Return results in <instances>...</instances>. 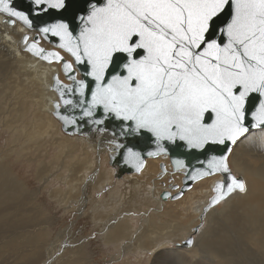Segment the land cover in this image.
<instances>
[{"label": "water", "instance_id": "obj_1", "mask_svg": "<svg viewBox=\"0 0 264 264\" xmlns=\"http://www.w3.org/2000/svg\"><path fill=\"white\" fill-rule=\"evenodd\" d=\"M0 15L32 32L25 51L60 64L53 115L114 144L119 176L165 156L162 173L184 176L163 201L218 173L212 204L242 187L229 156L264 129V0H0Z\"/></svg>", "mask_w": 264, "mask_h": 264}, {"label": "rangeland", "instance_id": "obj_2", "mask_svg": "<svg viewBox=\"0 0 264 264\" xmlns=\"http://www.w3.org/2000/svg\"><path fill=\"white\" fill-rule=\"evenodd\" d=\"M1 64L2 62L0 63V158H3V161H0V165L3 166L5 163L22 181L29 194L23 201L15 202L9 208L0 209V264H25L27 260L21 255L26 250L34 258L33 264H42L47 258V244H50V240L57 239L56 237L59 244L64 243L68 245L67 249L70 248L66 254L64 251L60 253L68 261L60 264H233L221 257L214 258V255L207 254L203 247L220 246L221 243L218 242L222 239L219 233L208 225L209 214L216 208H222L232 194L239 191L246 192L248 190L246 181H243L242 187L231 192L229 197L215 204L210 202V198L215 194L213 191L215 183H212L210 189L212 192L206 207L195 218L196 224L190 229L188 224L194 217H184L177 204L182 201L186 193L194 189L198 182L205 181L213 175L196 182L180 198L166 200L160 205L159 202L163 201L160 200L161 196L160 199L158 197L161 191L169 189L172 183L182 185L184 176L180 172L172 173L170 167L162 173L160 163L166 162L169 165L168 158L166 160L159 157L161 160L158 164V172L150 179V192L139 183L140 175L144 173L146 166L140 173L119 176L117 167L109 164V155L106 154V157L100 155L94 145L93 148L90 146L88 137L80 141L76 140L79 139L77 135L64 133L61 123L53 113L45 114H52L51 116L60 124L64 140L56 132V126L53 129L54 132L41 134L38 122L42 110L37 102L38 98L34 97L35 90L30 85L25 94L19 93V90L16 91L22 85L15 78L16 66L13 63L5 64V67ZM60 74L64 79L62 73ZM45 114L42 119L46 123ZM56 121L53 122L55 125ZM256 131L264 130L258 129L252 132L257 133ZM257 138L255 137L256 140ZM66 139L72 141L67 142ZM258 142L250 141L247 146H241L240 149H243V153L245 152V157L250 158L252 155L262 157L257 161L261 163L264 162V144L262 141ZM230 157L231 170L236 176L241 177L235 171ZM253 159L256 158H251ZM89 160L91 163L88 164L92 166L84 169L88 165L85 163ZM102 172H105V175H101ZM161 176H163L162 179ZM101 178L105 180L100 181ZM169 178L173 180L170 181ZM156 181L158 184L155 186ZM154 189L156 193L152 191ZM170 190L173 193L177 191ZM6 215L12 220L6 222ZM103 215L105 217H100ZM152 216H155L154 220ZM116 221L124 228L130 225L132 237L108 240L105 226L110 222L115 227L118 224ZM152 224L160 228L158 234L155 233V227H152ZM9 228L11 232L7 230ZM38 232L43 233L45 242L41 246V252L35 250L31 253L32 248L27 240L32 234ZM206 233L207 236L204 238ZM156 235H158L156 242L159 243L160 240L161 243L155 244V247L149 248L150 250L144 248V243L150 246L148 236ZM202 237L205 240L199 242L201 248L193 249L196 241L203 239ZM234 244L236 246L232 245V247L235 253L245 258L242 253H239L238 240H234ZM196 249L198 251H195ZM73 251L77 254L75 261L72 262ZM52 261L55 262L56 259ZM258 261H264L262 254ZM236 264H241L240 259Z\"/></svg>", "mask_w": 264, "mask_h": 264}, {"label": "bare ground", "instance_id": "obj_3", "mask_svg": "<svg viewBox=\"0 0 264 264\" xmlns=\"http://www.w3.org/2000/svg\"><path fill=\"white\" fill-rule=\"evenodd\" d=\"M26 35L28 36L27 39L31 40L32 38L31 31L23 27L18 22L13 25L9 24L6 20V17L0 15V63L2 62L1 65L3 66L9 63H13L16 66L17 70H16L15 78L20 83H22L21 87L20 88L18 87L19 89H16V91L19 90V93L25 94L26 90H29L28 86L30 85H32L33 89L35 90L34 97L38 98L37 102L42 110V112L40 111V114H39L40 121L38 122L40 133L43 134V133H48V132L49 133L54 132L53 129L56 126V132H58V134H60L61 138L64 140V135L61 132L60 124L53 118V116H51L52 114L51 115L45 114L46 112L53 113L54 104L58 102V96L56 92L51 89H53L52 83H53L54 74L59 73V76L61 77L60 64L56 62H51V63L45 62L44 60L34 57L29 52L25 51L23 40L26 37ZM49 87H51V89ZM44 114L47 117L46 123L42 119V116ZM55 121H56V125L53 123ZM255 130H258V129H255ZM252 131L246 133L248 135L245 134L246 136L244 135L245 136V137L243 136L244 138L241 137L235 143L232 149V152L230 154L231 157L229 156L231 158L235 171L241 175V178L243 179V181H246L248 183V190L244 193L242 191H239L235 194H232L230 197L228 196L229 198L224 202V205L222 208H216L209 214L208 225L209 227L214 228L216 230V233L217 232L219 233L222 240L218 242V243H221L220 246L206 245L205 247H203L207 251V254L214 255V258L221 257L223 258V260L227 259L231 261L230 263H233V264H236L238 259H240L241 264H264V261H258L260 254H262L264 257V162H261V163L257 162L260 159H262V157H259L256 155H252V157L250 158L245 157V152L243 153V149H240L241 146H247V144L250 143V141H256V142L262 141L264 144V131H256L257 133H253ZM76 135H77V138H79L76 140H80V141L85 140V138L88 137L87 138L88 141L92 143V144L89 143L90 146H92L93 148V145H94L98 149L97 150L98 153H100V155H103L104 157H106V154L110 156V154L114 152L113 149L116 147L112 143H102L98 145L97 140L99 139V136L95 138L94 136H90V135H86L85 137L79 134H76ZM255 137H258L257 140L255 139ZM36 138H37V135H36ZM66 141L71 142L72 140L66 139ZM246 154H247V151H246ZM159 157L164 158L166 160L168 158L165 156H159ZM159 157L156 159L147 158L148 161L146 159L147 165H145L146 168L144 167L145 168L144 173L140 175L141 180L139 183L143 184V186L149 189L150 192H151L150 179L153 175H156L158 172V164L161 160V158ZM251 158H256V159L251 160ZM0 161L2 162L3 158H0ZM88 163H91V160H89V162L85 164H88ZM91 166L92 164H88L85 166L84 169H88ZM38 171L40 170L38 169ZM174 173L177 174L178 172H174ZM103 174L105 175V172H102L101 175ZM162 177L163 176H161V179ZM102 179L105 180L104 178H101L100 181H102ZM219 179H222V175L220 173L213 175L212 177L206 179L205 181L198 182L195 185L194 189L186 193L184 197L182 198V201L177 204L178 208H181V211L184 214L183 215L184 217H194V219L190 221L188 224L190 229H192V226L196 224L195 218H197L200 215V213L203 211V209L206 207L208 198L210 196V193L212 192L210 190L212 183L214 184ZM157 184H158V181L154 183L155 186ZM152 191L156 193L155 189ZM174 193L172 192V194ZM28 194L29 193L26 191L25 186L23 185L22 181H20L11 172V170L5 165V163L3 166L0 165V209L3 207L5 209L9 208L13 203L23 201L24 199L27 198ZM158 197L160 199V195ZM160 200L162 201V199ZM164 201L159 202L160 205H162ZM105 215L100 216V217H105ZM154 219H155V216H152V220ZM5 220L6 222H8V221H11L12 219H10L8 215H6ZM116 222L118 223V221ZM152 227H155V233L158 234L160 228L158 226L157 227L154 226V224H152ZM105 228H107L108 233L106 234V236L108 237V240H117L121 238L132 237V231H131L130 225L127 228H124V226L121 223H118L117 226L114 227L112 226V223L108 222ZM7 230L10 231V228ZM203 230L206 232L205 229ZM206 236H207V233L204 238H206ZM56 238L57 239L53 241L50 240V244H47L48 245V250H46L47 258H46V261H43L42 264H60L61 262L66 261L67 258H63L60 253L64 251L66 254V252L70 248L67 249L68 245H64V243L59 244L58 237ZM148 238L150 240V246L147 245L148 243L143 242L144 243L143 247L146 249L155 247V244L158 245L159 243H161L160 240H159V243L158 241L156 242V240H158V235L148 236ZM204 238L198 239L193 249L201 248V245H199V242L201 243V240H205ZM234 240H238L237 247H239V253H242L245 258H241L240 256L237 255V253H235V249H233L232 247V245L236 246V244H234ZM212 241H214V239H212ZM44 242H45L44 235L43 233H40V232L36 234H32L27 240L28 245L32 248L31 253L35 252V250H38L39 252H41L40 249ZM195 251H198V249H196ZM162 252L164 253V251ZM65 254L64 255L62 254V255L65 256ZM76 254L77 252H74V254H71L72 262L75 261ZM21 257L27 260L25 264H28L29 262L30 264H33L32 262L34 261V258L30 256L28 250L22 253ZM53 259H56V261L55 262L52 261L53 262L52 263L51 260ZM243 259H247L248 261H244ZM215 261L216 263H218L216 259Z\"/></svg>", "mask_w": 264, "mask_h": 264}]
</instances>
